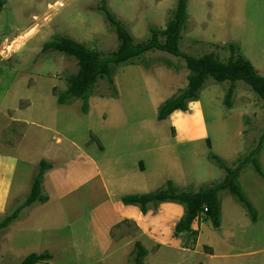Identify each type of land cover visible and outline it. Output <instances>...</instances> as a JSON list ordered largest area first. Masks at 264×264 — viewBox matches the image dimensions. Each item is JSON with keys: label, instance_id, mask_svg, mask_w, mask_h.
Returning a JSON list of instances; mask_svg holds the SVG:
<instances>
[{"label": "rangeland", "instance_id": "1", "mask_svg": "<svg viewBox=\"0 0 264 264\" xmlns=\"http://www.w3.org/2000/svg\"><path fill=\"white\" fill-rule=\"evenodd\" d=\"M2 1L0 152L20 162L0 222L26 201L39 163L54 167L43 183L49 201L23 210L0 234V264L45 252L53 258L42 264H134L136 242L149 251L147 264H264V181L251 169L240 182L258 221L223 192L220 229L202 217L192 227L196 241L175 235L182 206L151 207L145 220L138 207L121 202L161 190L167 181L196 192L223 180L210 153L233 166L264 132V105L250 88L237 83L228 109L230 84L209 82L187 112L158 122L159 108L186 88L189 72L184 59L157 51L113 68L114 85L98 82L84 114L82 100L58 103L77 61L43 49L65 36L104 55L116 51V33L99 11L103 0ZM105 2L136 42H144L151 27L166 28L178 0ZM187 3L184 54L214 53L227 61L229 45L236 44L264 77V0ZM261 162L264 169V152ZM188 245L191 251L183 252Z\"/></svg>", "mask_w": 264, "mask_h": 264}, {"label": "trees", "instance_id": "2", "mask_svg": "<svg viewBox=\"0 0 264 264\" xmlns=\"http://www.w3.org/2000/svg\"><path fill=\"white\" fill-rule=\"evenodd\" d=\"M106 0L102 1L99 11L105 15L108 23L116 33L118 48L109 55L91 49L69 37L56 36L52 41L44 45L43 51H53L68 58H73L78 63V72L68 79L67 90L60 94L58 103L70 105L73 101L82 100V112L87 114L89 100L93 95L95 86L100 81H108L114 85L113 68L121 65H132L134 60L142 59L146 54L152 52H163L171 56L182 58L189 72L188 84L178 95L168 99L157 114L158 122L166 121L177 112H187L188 105L199 101L201 91L209 82L217 85L230 84V88L224 99V105L228 109L233 108V99L236 84L245 83L250 90L261 100L264 105V77L260 76L250 60L241 52L236 44H230L231 53L227 61H223L214 53L194 57L184 54L180 49L183 32L188 22L187 0H178L177 7L172 19L164 30L151 27V37L144 42H136L130 32L117 21L106 6ZM4 2L0 0V8ZM95 141V140H94ZM93 141V142H94ZM211 148V142L208 141ZM264 152V132L257 146L233 166H229L221 157L210 153L209 159L222 171L225 177L220 182L204 186L194 192L192 190H181L173 181H167L165 186L158 191L149 194L128 195L122 198L124 206H136L142 215H147L151 207L157 208L162 204H176L184 208V215L175 227V235H192L196 241L198 233L192 227L202 217L210 221L215 229H220L222 224V201L220 194L228 193L239 205H241L253 223L258 221V211L247 195L240 182V178L248 169L264 181V169L261 157ZM54 166L45 160L39 163V167L26 201L20 205L12 214L7 215L0 222V234L8 229L20 216L21 212L36 204H45L49 197L43 194V183L45 174ZM143 168V167H142ZM190 249V245L184 247ZM149 251L141 242H136L132 257L134 264H147L145 259ZM48 252L42 254H30L18 264H42L52 260Z\"/></svg>", "mask_w": 264, "mask_h": 264}, {"label": "crops", "instance_id": "3", "mask_svg": "<svg viewBox=\"0 0 264 264\" xmlns=\"http://www.w3.org/2000/svg\"><path fill=\"white\" fill-rule=\"evenodd\" d=\"M19 162L20 161L12 154H5L0 152V212H3L6 209L7 204L11 199L14 177L17 173ZM23 193L24 192H22L21 194ZM142 216L146 220V218H149L151 215L149 213V215L147 214ZM200 241L201 235L199 238V243ZM182 251L189 253L191 250L182 248Z\"/></svg>", "mask_w": 264, "mask_h": 264}]
</instances>
